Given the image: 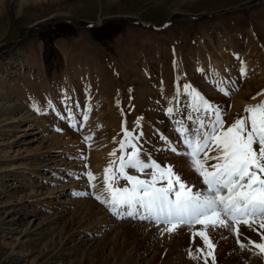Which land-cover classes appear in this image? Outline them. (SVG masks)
Returning <instances> with one entry per match:
<instances>
[{
	"label": "rangeland",
	"instance_id": "obj_1",
	"mask_svg": "<svg viewBox=\"0 0 264 264\" xmlns=\"http://www.w3.org/2000/svg\"><path fill=\"white\" fill-rule=\"evenodd\" d=\"M231 38L243 50L231 53L242 60L235 69L247 79L235 84L250 83L257 98L264 92L253 64L259 56L264 63V0H0V264H147L153 256L152 264H212L193 235L202 225L165 236L162 225L118 218L96 196L107 197L104 169L122 124L135 126L128 98L155 112L156 99L166 103L156 83L172 81L177 59L185 79L200 86L202 59L213 53L221 60L216 43L231 47ZM155 137L145 144L168 165V151L156 150L166 145L151 144ZM218 230L208 229L215 264H264V253L249 244L264 243L259 223L239 226L244 248L234 231Z\"/></svg>",
	"mask_w": 264,
	"mask_h": 264
},
{
	"label": "snow or ice",
	"instance_id": "obj_2",
	"mask_svg": "<svg viewBox=\"0 0 264 264\" xmlns=\"http://www.w3.org/2000/svg\"><path fill=\"white\" fill-rule=\"evenodd\" d=\"M199 71L203 73L205 69ZM240 71L245 74L243 68ZM217 88L228 94L222 82ZM172 102L166 114L175 121L177 143L182 144L183 149L178 150L176 144L161 134L166 148L156 150L185 156L191 169L201 178V187L194 191L196 186L183 180L172 165H162L152 159L150 153L143 152L141 141L145 133L140 117L132 130L127 128L126 122L122 124L118 149L110 153L115 159L104 169L107 197L98 195L96 199L118 218H138L162 225V235L174 233L181 226L202 225L193 235L202 239L208 249L206 255L212 257L215 264V244L208 234L209 228L234 231L241 248L245 247L239 240L241 224L251 229L253 224L259 223V228L264 229V101L246 106L244 115L230 124L226 122V112L191 83H179ZM33 107L41 111L38 105ZM72 111V107H68L69 114ZM90 111L89 108L84 113L83 121L89 119ZM177 116L180 119H176ZM84 140H91V136ZM117 151L121 153L119 157ZM129 170L138 175L129 174ZM83 175L90 186L95 187L93 173L86 171ZM120 180L127 183L120 186ZM249 244L264 253V243L249 240ZM203 251L197 249V252ZM188 254L196 258L191 250ZM205 264H208L207 259Z\"/></svg>",
	"mask_w": 264,
	"mask_h": 264
},
{
	"label": "bare ground",
	"instance_id": "obj_3",
	"mask_svg": "<svg viewBox=\"0 0 264 264\" xmlns=\"http://www.w3.org/2000/svg\"><path fill=\"white\" fill-rule=\"evenodd\" d=\"M230 40L232 43L231 47L227 46V44L225 43L227 41H222V42L220 41V42L216 43V48H217L218 53L221 56V60L219 58H217L216 56H214L213 53L210 54L211 57L208 60L209 64L207 63L205 58L202 59V62H201L202 68L203 69L207 68V69H205L206 72L203 73V75L201 77L200 86L195 85V84H193L190 81L185 79V77L183 75L182 67L179 63V60L177 59L175 62V65H174V73L172 75V81L170 82L171 84L169 82H166V81L156 83V86H155L156 92L161 94V96H160V97H162L161 99H164L166 101V103L165 104L162 103V105H161L159 103V99H156L155 103H158L159 105H157L155 112H150L147 109L139 111L138 109L134 108V106H133L134 103L132 104L130 98H128V102H127L128 105L127 106L129 107V113H131L132 115L135 116V120H137V118H140V117L143 118L142 124H143V131L145 133V136H144L143 140L141 141V143L143 145V152L144 153H151L148 149V144H145V143H149L150 139L153 136L157 137L155 144H156V142H158V144L155 145L156 147L157 146L162 147L165 144L164 141L160 139L161 134L166 135L172 141L173 144H176L178 150L183 149V145L180 143H177L176 134L174 132L175 121L170 120L166 114L167 108L172 106V103H173L172 97L174 96L176 87L178 86L179 83H183V82L191 83L193 85V87H196L199 91H201V93L203 95H205V97L207 99H209L210 102L218 105L222 110H224L226 112L225 119H226L227 123L234 120L238 116L243 115L242 113H243L246 106L255 105L257 103H260L261 101H264V95H260L255 100L252 99V96L254 95V93H253V91H250L251 85H248L250 83H246L247 79L245 80L243 78L242 74L235 71V69L233 68L234 65L238 66L241 63L240 62H234L233 63V60L230 57L229 51L231 50V51H234L235 54H240V53H243V50L241 49V46H240L241 43H240L239 39L231 38ZM198 41H199V43H202L201 39H199ZM57 46L59 47V49L64 54L66 53L67 43L65 40L58 41ZM156 57L157 56H152L149 58V60L154 62L155 64H157V66H159L158 60ZM262 57L259 56L253 62V64H255V66L257 68L254 71L257 73V78L254 81H256L257 79H258V81L264 80V63H263ZM246 77H247V75H246ZM243 79L246 81V82H244V83H246L245 88L242 89L240 87L235 91L234 90V87H236L235 81L236 80H242L243 81ZM214 80H215V84L211 85L210 83H212ZM221 82H222V86L225 89V92L228 93L227 95L219 92V90L217 88V85L221 84ZM233 90H234V92H233ZM156 92H154V94ZM122 93L123 92L121 90L119 97H118V103H117V108H119L120 110H122V109L119 105V100H120V96L122 95ZM262 93H264V92H262ZM78 94L80 95V98H83L82 92H79ZM154 94H153V97H154ZM129 96L130 95H128V97ZM154 98H156V97H154ZM181 99H184V98L181 97ZM212 99L214 101H212ZM89 100H86V101H89ZM53 103L55 104V102H53ZM144 103L146 104V106H148V102H144ZM181 107H183V105H181ZM78 108H81V106ZM93 109H94V112H93V114H94L95 112H97V110H96V107ZM77 110H79V109H77ZM112 110H114V109H112ZM86 112H88V110H86ZM96 116H95V118H93V120H89L87 123L92 122V125H93L97 121ZM126 118H127V116H126ZM176 119H180V116H177ZM161 154H162V152H158V154H156V155L161 156ZM154 157H156V156H154V154H152L151 158L155 159ZM144 158L147 159V156H145ZM166 158L167 159H165L164 162L166 161L169 163L168 165H172L173 169L178 172V174L181 176V178L183 180L187 181L190 185L196 186L195 187L196 190H197V188L201 187V179L199 180L198 174H196L194 172V170L191 169V167L189 166L185 156L177 155L176 153L168 151L166 153ZM161 162H162V160L159 161V163H161ZM185 229H186V226H181L180 228H178V230H185ZM220 230H224V229H219L218 230L219 233L222 232V231L220 232ZM165 236H166V234H165ZM214 237H216V236H214ZM139 243H140V241L137 240L136 245L137 244L139 245ZM136 245H133V248L136 247ZM117 247L118 246L116 245L115 248H117ZM45 255L46 254H43L42 257L43 256L45 257ZM156 257L157 256H153V258L147 264L154 263V260L156 259Z\"/></svg>",
	"mask_w": 264,
	"mask_h": 264
}]
</instances>
